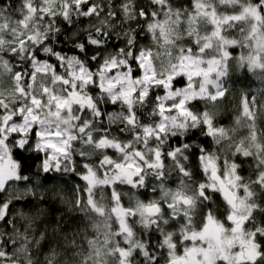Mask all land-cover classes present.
<instances>
[{"label":"snow or ice","instance_id":"obj_1","mask_svg":"<svg viewBox=\"0 0 264 264\" xmlns=\"http://www.w3.org/2000/svg\"><path fill=\"white\" fill-rule=\"evenodd\" d=\"M249 74L264 0H0V264H264Z\"/></svg>","mask_w":264,"mask_h":264},{"label":"trees","instance_id":"obj_2","mask_svg":"<svg viewBox=\"0 0 264 264\" xmlns=\"http://www.w3.org/2000/svg\"><path fill=\"white\" fill-rule=\"evenodd\" d=\"M7 2L16 3L17 0H7ZM245 85L248 86L252 90L264 87L260 84L259 81H257L250 74L248 75L247 79H244L243 75H241V82L237 84L236 90L239 91L240 88ZM28 157H29V154H25V163L32 168V171H36L37 170L36 165L39 163V161L34 158H28ZM66 179L68 180L70 185L75 183L72 177H66ZM57 193H60L63 195L64 201L60 199ZM44 195L47 197L48 204L42 205L41 210L47 211L50 209V215L48 218L59 219L60 217H63L65 223H68L69 221L71 222L69 225L71 231L77 230L78 227L82 228L85 226L86 221H84L83 213H80L78 210L71 207L69 203L65 202V201L74 200V194L72 191L67 190L62 185L54 186L50 184L47 186V189ZM21 207H22V204L17 205L18 210ZM24 210L27 211V209H24Z\"/></svg>","mask_w":264,"mask_h":264}]
</instances>
